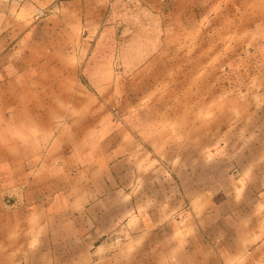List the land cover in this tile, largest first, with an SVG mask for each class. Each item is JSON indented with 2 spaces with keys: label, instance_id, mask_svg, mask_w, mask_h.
Returning a JSON list of instances; mask_svg holds the SVG:
<instances>
[{
  "label": "crops",
  "instance_id": "obj_1",
  "mask_svg": "<svg viewBox=\"0 0 264 264\" xmlns=\"http://www.w3.org/2000/svg\"><path fill=\"white\" fill-rule=\"evenodd\" d=\"M12 1L25 23L0 30L1 51L96 50L110 28L111 0ZM135 5L116 107L84 57L0 83V264H125L123 242L166 264H264V28L236 24L233 0Z\"/></svg>",
  "mask_w": 264,
  "mask_h": 264
},
{
  "label": "rangeland",
  "instance_id": "obj_2",
  "mask_svg": "<svg viewBox=\"0 0 264 264\" xmlns=\"http://www.w3.org/2000/svg\"><path fill=\"white\" fill-rule=\"evenodd\" d=\"M136 0H111V6L109 10L111 11V18H107L110 21V28L108 31L102 35L99 34L93 37V47L95 49L86 52H75V51H10L7 48L0 50V83H5L7 79L13 78V73L16 72H26L30 69V63L33 59H79L84 57L85 63L82 67H79L78 74L84 78H88L90 75L94 76V80H101L102 75L109 74V83H87L88 87L96 94L107 93L109 96V102L111 107L117 106V96H118V80L117 76L121 75L127 80L131 78L133 70V58H134V44L135 42L140 43V36L134 35L133 28V11L136 9ZM24 8L13 2L12 0H0V30L7 25H12L13 23H25L23 20H14L9 18L11 13L14 11H21ZM246 11V13H245ZM244 18H237L236 24L241 23L245 25L246 22L253 24L256 27L264 28V0H256L255 2L247 3L246 0H233V13ZM41 18V17H40ZM39 18V19H40ZM31 20H29L30 22ZM39 21V20H37ZM235 23V20H234ZM3 36L0 34V38ZM17 36H13L16 39ZM18 41L21 40V36H18ZM39 37V36H38ZM65 38L68 39L69 36H53V35H43L40 36L38 41L55 42L57 39ZM25 41V40H24ZM97 43V44H96ZM140 53V52H138ZM21 60L16 62V66H7V61L12 64L13 59ZM15 62V61H14ZM10 64V65H11ZM88 70V72L86 71ZM88 76V77H87ZM87 80V79H86ZM85 85V83H84ZM103 85V86H102ZM125 84L122 83V86ZM93 86V87H92ZM132 82H127L126 92L127 94L132 93ZM132 122V120L130 121ZM181 201V196H175L174 201ZM11 197L7 196L3 198V202H10ZM160 201V200H159ZM169 201V200H168ZM179 213V212H178ZM182 213V212H181ZM176 217V216H175ZM185 224V223H184ZM186 225V224H185ZM186 227V226H185ZM150 229L144 230L142 233H148ZM128 235V234H127ZM181 233H177L176 236L180 237ZM161 237L158 246H162L164 249L168 246L166 240L165 230H161L159 235ZM172 237V236H171ZM163 238V240H162ZM162 242V243H161ZM113 251L126 252L125 264H166L165 259H151V258H134L132 243H121ZM156 246V245H154ZM174 250H176L174 248ZM148 257V256H146ZM116 260L111 261L113 264ZM177 260H174L176 263ZM181 261V260H179ZM100 264V263H97Z\"/></svg>",
  "mask_w": 264,
  "mask_h": 264
}]
</instances>
